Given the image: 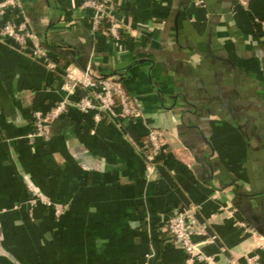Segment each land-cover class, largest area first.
<instances>
[{
    "label": "crops",
    "instance_id": "0c3cea01",
    "mask_svg": "<svg viewBox=\"0 0 264 264\" xmlns=\"http://www.w3.org/2000/svg\"><path fill=\"white\" fill-rule=\"evenodd\" d=\"M20 1L51 58L66 60L53 71L0 39V92L16 113L0 107V264H183L166 224L189 204L217 264H264V0H113L120 41L92 32L81 0ZM81 55L123 76L137 117L77 109L62 70L85 66ZM60 100L55 132L29 137L32 112ZM149 128L167 135L156 167L137 150ZM28 184L63 214L31 202Z\"/></svg>",
    "mask_w": 264,
    "mask_h": 264
},
{
    "label": "built area",
    "instance_id": "2783aa9c",
    "mask_svg": "<svg viewBox=\"0 0 264 264\" xmlns=\"http://www.w3.org/2000/svg\"><path fill=\"white\" fill-rule=\"evenodd\" d=\"M245 7L250 0H236ZM113 0H81V7L89 10V23L92 32H101L115 41H120L128 31L124 25L111 13L110 6ZM10 16L0 24V39L10 40L20 50L29 52L40 59L53 70H59V64L53 60L40 39L31 29L25 17L20 0H0V15ZM62 89L65 91H79L80 95L74 102L77 109L84 114L93 113L95 121L103 117L134 118L139 115L133 98L127 93L121 83L110 78H95L91 75L89 67L84 70L74 66H66L62 70ZM83 93V94H82ZM69 102L60 100L47 112L35 110L32 112V133L29 137H50L51 125L68 112ZM168 142L166 132L158 128H149L145 140L137 145L138 152L152 167H156L160 158L167 152ZM31 202L40 200L45 206L53 209L55 216H60L65 205L48 200L41 196L37 190L28 184ZM245 226V225H243ZM166 229L172 240L178 244L185 253L183 264H217L213 255L204 251V246L213 244L215 237L208 233V225L201 218L197 205L181 206L172 212L168 218ZM251 231V230H250ZM195 238H200L195 241ZM223 252L225 249L220 247ZM142 264H150L145 260ZM246 264H261L257 255L248 256Z\"/></svg>",
    "mask_w": 264,
    "mask_h": 264
},
{
    "label": "water",
    "instance_id": "95a60500",
    "mask_svg": "<svg viewBox=\"0 0 264 264\" xmlns=\"http://www.w3.org/2000/svg\"><path fill=\"white\" fill-rule=\"evenodd\" d=\"M77 66H79L81 69H84V66H80V65H77ZM115 74H118V71L112 70V71H108L107 74H104L103 77L104 78H111ZM91 75L93 76V73H91ZM0 107L4 112H6L8 114V116L10 117L11 120L16 119V113H15L14 109L11 107L10 99L4 90L2 92H0ZM207 143L209 144V142H207ZM218 190L220 191V188ZM254 226L256 227V229L258 230L259 233L264 235V229L263 228L255 225V224H254Z\"/></svg>",
    "mask_w": 264,
    "mask_h": 264
},
{
    "label": "trees",
    "instance_id": "16d2710c",
    "mask_svg": "<svg viewBox=\"0 0 264 264\" xmlns=\"http://www.w3.org/2000/svg\"><path fill=\"white\" fill-rule=\"evenodd\" d=\"M40 41H41V44H42L44 47H46L45 44H44V42H43L42 40H40ZM89 48H90V47H87V48L85 49V52H86V53H87V52L89 53ZM83 52H84V51H83ZM87 55H88V54H87ZM65 60H66V58H65V57H62L61 60H60V63L62 64V62H64ZM80 62H81L83 65H85V66H84V69H85L86 66H87L86 64H87L88 60H87V59H84V55H81V56H80ZM60 63H59V64H60ZM89 70L91 71V73H93V77H95V78H104V77H103L104 74L96 70V66H95L94 63H90ZM110 79H111L112 81L119 82V83L122 84V80H123L124 78H123V76L120 75V74H115V75H113ZM82 94H83V93H82ZM61 119H62V118H58V119L55 120V121L53 122V124L51 125L50 136L55 132V124H56L58 121H60Z\"/></svg>",
    "mask_w": 264,
    "mask_h": 264
},
{
    "label": "rangeland",
    "instance_id": "374dc122",
    "mask_svg": "<svg viewBox=\"0 0 264 264\" xmlns=\"http://www.w3.org/2000/svg\"><path fill=\"white\" fill-rule=\"evenodd\" d=\"M166 138H167V135H166Z\"/></svg>",
    "mask_w": 264,
    "mask_h": 264
}]
</instances>
